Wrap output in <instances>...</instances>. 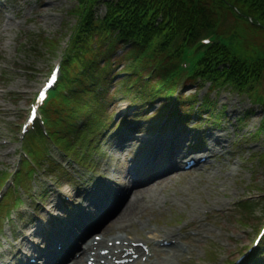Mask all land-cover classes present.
Listing matches in <instances>:
<instances>
[{"label": "rangeland", "instance_id": "rangeland-1", "mask_svg": "<svg viewBox=\"0 0 264 264\" xmlns=\"http://www.w3.org/2000/svg\"><path fill=\"white\" fill-rule=\"evenodd\" d=\"M20 1H26L28 0H20ZM45 2L41 4L39 1L38 7H44L46 6L48 11L47 13L50 15V17H44V20L54 21L55 24H51L49 22H42V31L41 35L52 37L53 34L58 33L59 24H56L59 19H61L62 16H65V8L61 7V5L68 4L69 6L74 3V0H44ZM49 1V3H48ZM229 16L232 18L231 14ZM230 24L228 21L224 23V25ZM235 32H232V35L235 36L237 39V46H235L236 50L233 49L234 52H236L239 56L243 57L246 61L252 62L257 57H262L264 55L263 52H261L257 46L250 44L248 45L246 43V33L243 30L242 26L238 25L234 27ZM39 37H37L35 41H39ZM21 40H24V37H20L18 39H15V41L20 42ZM259 46L264 44V41H259ZM59 45L63 46V40H59ZM14 47L13 45L11 47H5V42L0 44V58L1 61L3 60H10L9 58L12 57L14 54ZM26 58L31 64H33L36 68H47L48 65L54 63L57 59V52H54L51 54V56H46L44 53H42L41 57L39 58H33L32 54L30 52H25ZM149 67L145 65L144 70L138 69V72L144 73L146 70H148ZM258 88L262 85L255 84ZM254 90V89H253ZM263 90L261 89L260 92H255L257 96H260V93ZM253 93V92H252ZM253 93V96L254 94ZM222 97L217 99V105L216 109L219 108L221 104L224 103V101L227 103V109H226V117H228V114L231 113L232 109H238L240 108V105L238 102L241 103V106H246L248 104L247 98L245 95H241L240 97L237 94H232L229 98H226V95L228 93H221ZM151 94L144 97V99H148ZM224 100V101H223ZM138 102V101H137ZM135 101L132 102V104L135 106V108L129 109L130 101L122 102V104L119 106H123V108H126L128 113L130 114V117L132 120H138V122L144 123L150 121L152 118L151 116V110L153 108V105L149 106L146 104H134ZM177 106L180 104V108H182L181 103H176ZM249 105L248 107H250ZM115 108V105H114ZM125 110V111H126ZM152 111L155 112V114L158 112L156 111V108H154ZM256 114H258V110H256ZM140 116V119H139ZM156 116V115H155ZM165 117L163 116H157V120L154 122H165ZM259 118L255 117L254 119H251L247 121V123H243L241 125L240 129L238 131H234V136L229 133L228 134V144L232 145V142H236L233 145V151H235L234 155H240L239 161H237V157L232 161L227 160L226 158H222L220 162H215L214 166H216V174L213 177L212 181L209 182L208 186H206V189H213L212 185L214 186L213 195L211 198L206 194L204 195L203 199L201 201L198 198V193H206L202 190L197 191L199 188V185L201 184L200 181L196 180H190L187 177L189 176H183L178 177L177 175L167 178L164 183L160 184L159 186H156L152 188L150 191H142V192H136L134 193V190H131V192L128 195V198L135 199L136 194V202L138 206V211L141 213V218H135L134 223L129 227L127 230L137 239L146 240L149 243L150 239L153 237L158 238V235L155 230L157 227H164L168 229H176L179 226H181L184 223L190 222L189 219L191 217H195V215L192 216L191 212H189V205L191 203H195L197 206H203V204H206V208H201L198 212V215L195 219L198 223L203 224V234L200 238H197V241L194 242L191 246L183 249V261L181 263H174V264H223L226 257V252L229 249L231 253L235 252V249L239 247L244 242V236L246 235L245 230L243 229L245 227H248V225H243V222L247 219L248 215H251V217L257 218L261 215V207L258 205H255L251 211H245L242 209L241 211H230L232 208V203L237 199L239 196H263V194L259 191L264 188V163L261 162L258 159L257 153L264 150V140L261 139L260 135L255 137L253 135L249 136V134H253L258 126ZM222 129H225V126L222 127ZM111 130V129H110ZM109 131V130H108ZM106 131L103 134L97 135L100 138L105 137L107 134ZM112 132V130H111ZM114 133V131H113ZM243 139H252L240 141ZM96 141V140H93ZM96 143V142H95ZM249 144H254L253 146H257L254 149H250L247 153L246 148ZM133 148L128 150L125 154H123L120 157H117V162H120V166L122 169L126 168L128 166V159L132 156ZM99 155L104 156V151L100 152ZM249 154H253L252 160L248 161V157L244 158L242 156H246ZM229 161V162H228ZM256 163V170H254L251 174L250 171H247L248 168H250V162ZM63 162V161H62ZM108 162V161H107ZM2 163H7V160L0 159V168ZM64 163V166L68 165V163ZM227 164H230L228 166L229 170L232 172V175L227 176L224 175L225 170L227 168ZM246 164V165H244ZM244 165V166H243ZM242 167V169H238L237 167ZM72 168V171L75 172L76 166ZM68 169V168H66ZM68 173V171L66 170ZM71 172V171H70ZM88 180V176L83 180L84 182ZM253 185L252 188L249 185ZM172 186L171 189H162V187ZM191 187L193 189H191ZM50 188H53V186H50ZM248 188V189H247ZM61 192H65L64 194L70 195L72 193V187L67 184H62L61 187H57V189L54 191V194H58L61 196ZM162 193V194H159ZM163 194H167L166 197ZM127 198V200H128ZM210 199V200H209ZM126 202L122 205H119L117 207V211L114 212L112 216L107 218L108 221L106 224L108 225L107 228L115 227L116 225L124 221L125 224H128L126 218H121V214L123 213V210L125 209ZM225 200H229V202H226ZM55 203V200H45V203L42 207L45 215L47 216L50 213H52L54 210L51 207ZM170 214V215H169ZM147 215V219H144V217ZM174 215H180L181 217L179 219H175ZM207 215V217H204ZM242 216V217H241ZM212 217L215 220H212ZM119 218V219H117ZM160 219L161 222L153 223L152 219ZM249 219V217H248ZM254 221L255 225H258L261 221V219L252 220ZM182 221L183 223L177 226L175 222ZM166 222L173 223V224H167ZM123 223V222H122ZM105 224V225H106ZM39 225L38 222L35 224H29L26 222L19 223L17 226L11 225L10 229L7 232L8 239L6 242L5 247H3L1 250L5 251L6 253L1 256L0 259H3L5 257H8L9 254H7V251L11 248H14V245H17L19 242L18 240L22 238L35 240V238L31 235H29L31 232V228L34 226ZM103 226L104 228L106 226ZM147 226V229L144 227ZM14 230L18 236V240L15 241V239L10 237V231ZM126 231H119L124 232L125 234H129ZM19 232V233H18ZM108 237V236H106ZM37 245L40 246L39 243ZM35 249H37L36 246H33ZM196 254L194 255V253ZM191 255V260L193 258L195 260L187 262L188 256ZM196 256V257H195ZM211 257H215V260H212ZM155 262V259L153 260V263ZM158 264V263H154ZM161 264H165V262H161Z\"/></svg>", "mask_w": 264, "mask_h": 264}, {"label": "bare ground", "instance_id": "bare-ground-1", "mask_svg": "<svg viewBox=\"0 0 264 264\" xmlns=\"http://www.w3.org/2000/svg\"><path fill=\"white\" fill-rule=\"evenodd\" d=\"M210 149L211 148H209V150ZM208 163L209 162H207L205 164H208ZM205 164L204 165L195 164V166H197L198 170H207V167H206ZM138 166H139V168H141L139 164H138ZM130 185L136 187L137 185H140V183H138V182H130ZM134 210H135V208H132V211H134ZM126 227H127V225H120V226H117V229H122L123 230ZM105 230H107L108 233H110V231H111L109 229H105ZM160 237L162 238V240H161L162 242L166 241L168 243V246L172 245L173 244V239H174V232H172V231H160ZM121 238H122L121 234H116L110 240H119ZM125 240L126 239H124L123 241H125ZM75 243H77V242H75ZM104 243H105V241L103 240L100 243H98L97 246H99L101 244H104ZM94 247H95V245H94L93 241L86 242L82 247H80L79 251L77 252V257L71 262V264H83L88 252L93 250ZM116 248H117V246H114V245L111 246V247L108 246V249H109L110 252L113 251ZM95 256H96V258L94 259V262H97L100 258H103V257H100L98 255V253H95ZM104 258L107 259V256H104ZM171 259H177V258L172 256ZM108 263L112 264V262H110L109 260H108Z\"/></svg>", "mask_w": 264, "mask_h": 264}, {"label": "trees", "instance_id": "trees-1", "mask_svg": "<svg viewBox=\"0 0 264 264\" xmlns=\"http://www.w3.org/2000/svg\"><path fill=\"white\" fill-rule=\"evenodd\" d=\"M142 10V9H141Z\"/></svg>", "mask_w": 264, "mask_h": 264}]
</instances>
